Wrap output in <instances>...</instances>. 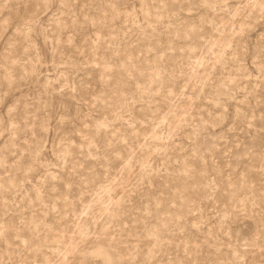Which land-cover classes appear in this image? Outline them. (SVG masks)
Segmentation results:
<instances>
[{
  "label": "rangeland",
  "instance_id": "374dc122",
  "mask_svg": "<svg viewBox=\"0 0 264 264\" xmlns=\"http://www.w3.org/2000/svg\"><path fill=\"white\" fill-rule=\"evenodd\" d=\"M0 264H264V0H0Z\"/></svg>",
  "mask_w": 264,
  "mask_h": 264
},
{
  "label": "bare ground",
  "instance_id": "6f19581e",
  "mask_svg": "<svg viewBox=\"0 0 264 264\" xmlns=\"http://www.w3.org/2000/svg\"><path fill=\"white\" fill-rule=\"evenodd\" d=\"M105 260H106L107 263L111 262V260L107 256H105Z\"/></svg>",
  "mask_w": 264,
  "mask_h": 264
}]
</instances>
